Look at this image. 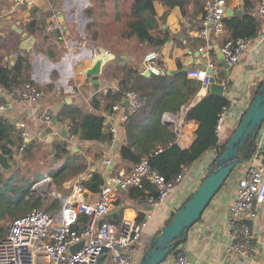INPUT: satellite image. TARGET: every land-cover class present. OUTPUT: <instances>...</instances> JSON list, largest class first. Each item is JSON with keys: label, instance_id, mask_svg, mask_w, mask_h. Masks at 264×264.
<instances>
[{"label": "crops", "instance_id": "crops-1", "mask_svg": "<svg viewBox=\"0 0 264 264\" xmlns=\"http://www.w3.org/2000/svg\"><path fill=\"white\" fill-rule=\"evenodd\" d=\"M225 2L226 10L241 11L243 14V0ZM254 2L257 8L259 3L256 0ZM131 3L132 0H96L95 10V0H38L35 4L0 0V76L10 70L18 57H27L31 64L30 78L43 95L35 105H30L14 100V87L0 83V101L12 103L10 108L0 111V117L12 125L15 134H20L19 123L25 124L29 138L22 142L42 138L45 141L50 139L51 143L55 142V138L66 141L70 156L76 158V162L70 164L71 170L81 167L82 170L72 172L73 179L67 182L65 189L75 180H88L93 172L101 174L104 179L119 171L126 172L122 168L126 162L119 155V146L124 138L123 126L119 129L116 127L119 132L117 143L84 141L68 134V118L59 121L56 116L64 105H69L80 110L81 114L104 116V132H109V127L116 122L118 113L108 108L109 100L105 94L109 90H117L123 66L141 69L143 57L148 52L156 51L133 36H121L126 29ZM153 6L158 28L149 30V33L152 36L158 35L159 30L170 33L164 46L156 52L158 74L175 73L184 67L188 70L205 67L208 70V64L211 63L215 77L220 75V81L225 83L228 107L236 115L226 119L222 132L224 140L236 128L238 115L247 109L256 87L264 79V18L257 17L259 28L256 35L249 39L250 45L238 63L229 65L227 73L217 54V51L222 53L226 42L227 32L224 27L219 36L210 35L206 40L200 35L204 0H189L185 5V15L177 6L167 8L159 1H154ZM54 23L64 25L62 33L51 30ZM201 47H205L209 55L199 52ZM101 53L107 54L108 60L102 64L96 82L94 77L86 76V71ZM194 82L200 85L199 91L187 106H181L175 113L180 120H184L180 146L177 144L179 147L167 150L171 163L184 171L182 184L169 200L156 209H151L144 199L130 198L128 191H120L110 212L109 219L114 222L142 216L145 223L142 238L146 242L165 224L170 213L177 210L193 193L203 174L208 171L207 153L191 161L187 151L194 140L197 124L186 121L185 112L207 94L206 88ZM96 97L99 102L94 107L93 98L96 101ZM34 109L50 112V123L37 121L32 115ZM166 127L173 130V126ZM18 150L14 148L15 152ZM258 155L260 158L262 156L264 162V142ZM105 160L111 162L109 166L104 164ZM244 166L242 163L235 167L199 221L187 231L184 241L178 246L186 254L189 264H264V207L260 216L252 222L255 233L254 254L246 257L227 251L230 229L228 206L233 201L236 182ZM171 258L172 255L165 262L169 263ZM107 261L108 255L100 260L103 264Z\"/></svg>", "mask_w": 264, "mask_h": 264}, {"label": "built area", "instance_id": "built-area-1", "mask_svg": "<svg viewBox=\"0 0 264 264\" xmlns=\"http://www.w3.org/2000/svg\"><path fill=\"white\" fill-rule=\"evenodd\" d=\"M19 1L35 4L38 0H16ZM256 15L264 18V1L257 6ZM225 18H227L225 0H204L200 35L206 40L210 35L219 36L223 31ZM63 26L54 23L51 30L62 33ZM249 45V39L226 41L222 53L228 65H236ZM199 52L209 55L205 47H201ZM157 60L158 56L155 52H148L143 57L141 69H137L138 74L143 75L146 71L150 74H158ZM208 67L211 69L212 64L209 63ZM186 73L188 78L199 82L202 88L205 89L210 85L211 75L208 74L207 68H196ZM212 75L215 76L213 72ZM218 84L222 87L220 98H226L225 83ZM13 95L14 100L27 102L30 105H35L43 96L39 88L30 83L14 87ZM124 101L127 102L125 106ZM142 104L140 93L130 89L125 91L120 102L112 106L111 110L118 113L116 122L108 130L112 141H116L118 129L123 126L128 116ZM11 105L10 101H0V111L7 110ZM244 112L238 115V120ZM32 115L37 121L46 124L52 120L50 112L34 109ZM235 115L236 113L228 106L221 108L214 126L218 144L223 141L222 132L226 119ZM161 121L164 125L173 126L176 133L175 139L169 146L179 147L184 120H180L175 114L165 113ZM19 128L21 139L27 141L29 131L25 124L19 123ZM263 142L264 122L257 131L253 154L243 163L244 170L236 182L233 201L228 206L230 229L227 251L239 256L249 257L255 252L252 222L260 216V211L264 207V162L262 156L260 158L258 155ZM25 144L26 142L23 141L20 150ZM162 151L163 149H158L155 154ZM110 163L109 160L104 161L105 165L109 166ZM107 178L108 181L104 179V183L96 193L88 192L80 180H75L67 187L65 193L56 195L58 208L49 213L34 208L13 218L5 236L0 237V264H99L107 255L109 264H137L145 249L142 243L145 223L130 217L122 218L119 222L109 219L118 192L128 191L131 188L144 189L148 184L153 188L154 193L146 189L144 200L151 209H156L169 200L182 184L184 171L166 178L151 166L147 159H142L129 172L119 171L107 175ZM171 255L169 263L165 262L166 258L160 264H189L186 254L178 247Z\"/></svg>", "mask_w": 264, "mask_h": 264}, {"label": "trees", "instance_id": "trees-1", "mask_svg": "<svg viewBox=\"0 0 264 264\" xmlns=\"http://www.w3.org/2000/svg\"><path fill=\"white\" fill-rule=\"evenodd\" d=\"M159 1L166 5L167 8L175 6L180 8L185 15V5L189 0H132L129 19L126 23V29L121 33L123 38L133 36L138 41L146 43L155 53L159 52L170 37V33L165 30H159V34L152 36L149 30L158 28L155 21V10L153 3ZM258 3L264 0H256ZM244 12L240 16H232L223 20L224 29L227 32L228 40L250 39L253 38L259 28L258 16L254 0H243ZM88 29L90 26L88 25ZM157 54V53H156ZM31 64L29 58L18 57L9 71L0 76V83H6L11 87H18L24 83L35 85L31 78ZM216 81H220V75ZM260 83L254 92L257 94ZM200 85L187 77V73L178 69L171 74H150L149 76L140 75L133 66H123L121 75L117 83V90L107 91L105 98L109 100L108 108L122 100L127 90H136L140 93L143 104L135 112L131 113L123 124L124 138L119 146V155L122 159L128 157L135 162L147 159L148 163L166 178H171L181 171L175 167L168 156V149L177 147L169 146L175 139L176 133L161 123V117L165 112L177 113L181 106H187L194 95L199 91ZM98 100L93 98L94 107L98 106ZM223 106H228L226 98L212 94L203 95L198 102L190 106L185 112L186 121H194L197 124L195 137L188 147V154L191 161H196L204 154L209 155L208 170L214 165L215 160L220 156L231 133L220 144L214 134V126L217 116ZM57 120L63 121L69 119L70 129L68 134L78 136L84 141H97L111 143L112 138L109 132H104V116L93 114H81L80 110L75 107L64 105L57 113ZM239 123V122H238ZM238 125V124H237ZM14 129L10 123L0 117V152L8 156L11 160L15 154L14 148L18 150L22 143L20 134L13 133ZM256 137H250L243 149L239 152L238 165L247 161L255 150ZM55 149V157L65 156V161L61 171L71 169L70 164L76 162V158L70 156V151L66 149V141L51 143ZM32 143L27 142L21 150L23 154L30 152ZM158 149H163L159 154H155ZM20 150V149H19ZM82 170L75 168V172ZM35 180L34 182H37ZM83 187L90 193H96L99 187L104 183L101 174L93 172L88 180L81 181ZM6 180L3 186H5ZM26 188H16L19 198H26L30 186ZM148 189L152 194L153 188L146 184L144 189L131 188L128 190L130 198L144 199L145 190ZM1 194V193H0ZM187 200V199H186ZM185 200V201H186ZM11 199L0 195V223L6 217H15L16 211L21 209V204H10ZM34 208L40 206L39 199L31 203ZM175 212V211H174ZM170 213L165 221L169 223L174 215ZM139 221L143 220L138 216ZM2 227L0 226V231Z\"/></svg>", "mask_w": 264, "mask_h": 264}, {"label": "water", "instance_id": "water-1", "mask_svg": "<svg viewBox=\"0 0 264 264\" xmlns=\"http://www.w3.org/2000/svg\"><path fill=\"white\" fill-rule=\"evenodd\" d=\"M240 15H242L241 11L226 10L227 18ZM217 54L222 66L228 73L229 65L224 54L218 51ZM107 60V54H99L94 60L92 67L86 71V76L94 77L93 79L97 82V76L100 73L101 66ZM183 71L187 72L188 68L184 67ZM207 72L211 76L210 85L206 88V93L220 97L222 92L221 85L216 83V78L212 75L211 69H208ZM143 75L149 76L150 73L146 71ZM126 104L127 102L124 101L123 105L125 106ZM263 122L264 79L257 94L253 97L247 109L242 114L238 125L230 135L223 153L217 157L214 165L203 174L193 193L175 210L169 223L162 225L153 234L137 264H160L174 253L175 249L184 241L187 231L199 221L212 198L221 189L227 178L238 165L239 152L243 149L250 137H256L257 131ZM115 143L117 142L115 141ZM0 168L4 171L11 168L8 156L3 155L1 152ZM106 180L108 181L107 177ZM38 184H35L33 191L39 189L40 186Z\"/></svg>", "mask_w": 264, "mask_h": 264}, {"label": "rangeland", "instance_id": "rangeland-1", "mask_svg": "<svg viewBox=\"0 0 264 264\" xmlns=\"http://www.w3.org/2000/svg\"><path fill=\"white\" fill-rule=\"evenodd\" d=\"M94 9L96 10V0L94 4ZM55 143L60 140L58 138L54 139ZM51 140H46L42 138L41 140L32 141V148L27 154H23L22 151L18 150L15 152L13 158L9 163L11 168L4 171L0 168V195L8 197L11 199L10 204L19 205L21 204V209L16 211L15 217L23 215L32 209H34L31 204L35 199H39L40 206L37 207L48 213L58 208L57 194H62L66 192L64 186L73 175L74 169L68 170V172L61 171V165L64 162V156L60 158L55 157V149L52 147ZM126 164L122 165L123 170L128 172L137 162L131 160L130 157L123 159ZM233 172V171H232ZM231 175V174H230ZM6 180L5 186H3ZM38 180L37 182H34ZM47 181V186L33 191L35 184ZM25 186H30L29 193L26 198H19L16 188H26ZM14 217V218H15ZM13 220V217H6L1 221L0 226L2 227L0 231V237H4L9 223ZM143 245H147L148 242L144 241L142 238ZM103 264V262H99ZM104 264H109L107 261Z\"/></svg>", "mask_w": 264, "mask_h": 264}, {"label": "bare ground", "instance_id": "bare-ground-1", "mask_svg": "<svg viewBox=\"0 0 264 264\" xmlns=\"http://www.w3.org/2000/svg\"><path fill=\"white\" fill-rule=\"evenodd\" d=\"M47 183H48L47 181H44V182L39 183V184H38V185L40 186L39 189L42 188V187L47 186ZM41 185H42V186H41Z\"/></svg>", "mask_w": 264, "mask_h": 264}]
</instances>
